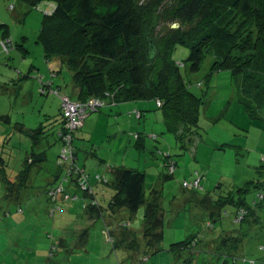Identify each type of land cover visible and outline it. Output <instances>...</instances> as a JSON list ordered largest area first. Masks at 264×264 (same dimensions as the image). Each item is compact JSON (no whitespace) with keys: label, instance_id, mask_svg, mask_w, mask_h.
I'll list each match as a JSON object with an SVG mask.
<instances>
[{"label":"rangeland","instance_id":"obj_1","mask_svg":"<svg viewBox=\"0 0 264 264\" xmlns=\"http://www.w3.org/2000/svg\"><path fill=\"white\" fill-rule=\"evenodd\" d=\"M149 1L142 0L141 4L147 6ZM51 8L48 2L32 8L17 0H0V264H264V109L252 113L246 107L241 93L243 76L215 71L212 56L206 57L198 73H191L186 62L190 51L183 46L176 49L174 59L186 64L181 72L193 84L192 92L204 100L200 129L193 143H185L182 148L167 132L163 113L154 100L140 101L147 105L141 120L132 110L118 111L122 106L118 104L89 114L73 130L78 163L91 177L90 184L98 186L105 219L113 221L108 233L121 245L139 244L137 250L113 249L116 242L104 235L106 221L93 220L86 228L81 192L80 197L69 201L60 199L56 207L61 210L52 211L55 206L45 192L58 170L61 145L46 129L59 122L62 98L74 99L75 95L69 69L60 68L57 59L47 61L39 42L44 16ZM165 8L159 7L152 20H159L157 16ZM174 25L182 28L179 23L157 25L152 39L156 42ZM193 28L190 25L182 30ZM8 40L11 46L6 51L1 45ZM86 122L87 128L83 129ZM43 126L44 139L35 145L30 131ZM136 134L145 143L143 151L136 147ZM153 135L158 140H153ZM44 150L48 151L46 161L29 167V186L24 192L28 195L20 205L24 213L17 214L18 204L6 198L9 182L13 184L17 175L24 174L28 161ZM88 152L96 153L105 164ZM167 152L177 162L172 177H166ZM108 166L144 172L148 198L152 189L162 192L164 238L156 250L144 242L145 206L136 213L118 209L112 213L108 209L114 194L106 184L113 177ZM97 177L102 179L97 181ZM195 180H200L196 189L183 186ZM221 197L222 201L232 197L234 204L226 203L217 210L215 201ZM238 204L250 211L242 224L236 222ZM5 212L10 215L5 217ZM62 218L74 227L79 224L89 229L84 247L70 245L76 249L65 250L56 245V230ZM212 222V229H207ZM198 234L197 246L171 250L172 244ZM228 235L241 241L233 239L226 246L219 243ZM212 239L216 240L215 246Z\"/></svg>","mask_w":264,"mask_h":264},{"label":"trees","instance_id":"obj_2","mask_svg":"<svg viewBox=\"0 0 264 264\" xmlns=\"http://www.w3.org/2000/svg\"><path fill=\"white\" fill-rule=\"evenodd\" d=\"M17 1L32 8L42 2L52 6L44 16L39 42L44 48L47 61L57 59L60 68L67 67L71 72L73 91L76 94V100L70 97L71 100L85 105L94 99L104 103L103 107L89 114L100 112L106 106L154 100L163 113L167 132L176 137L182 148L186 147L185 143H193L200 129V112L204 100L192 92L193 84L181 72L186 64L182 61L178 64L174 59V53L180 46L190 51L186 62L191 73H198L206 57L212 56V68L215 71H229L233 75L243 76L241 93L246 107L252 113L264 109V0H171L169 3H164L166 0H150L147 6L141 4L142 0ZM159 7H166L164 13L157 16L159 20H152ZM172 23H179L182 28L194 25V28L185 31L169 27L165 36L157 38L156 42L152 39L157 25ZM148 41L157 48V54L152 59L147 53ZM197 86L201 87L202 84L198 83ZM134 113L139 120L142 118L139 116L141 111L135 110ZM60 117L58 123L46 129L51 131L53 139L61 145L58 170L51 176L50 187L45 192L48 201L55 206L52 211L55 213L61 210L56 207L60 199L69 201L73 197H80L78 193L81 192L84 215H89L93 220L106 221L105 237L116 242L113 249L121 247L108 233L114 224L113 221L107 222L109 218L104 217V207L98 200V186L90 184L91 177L78 163L77 148L74 145L76 131L66 128L68 119L64 116L62 106ZM44 128L30 131L35 145L44 139ZM48 135L51 134L46 137ZM68 135L72 137L70 147H67L69 144L65 140ZM136 138V147L146 148L140 134H136ZM151 138L158 140L156 135ZM64 150L67 152L66 160L62 156ZM47 153L44 150L34 155L28 161L27 171L17 175L13 184L9 182V195L6 198L10 197L11 203L18 204L17 214L24 213L20 205L25 202V195H28L24 192L29 186V167L44 163ZM164 156V165L169 170L166 177H172L177 162L169 152ZM172 167L174 172L171 174ZM99 179L102 178L97 177V181ZM145 180L144 172L115 166L112 180L106 182L114 192L108 209L112 212L118 209L136 213L145 206L144 242L148 248L156 250L164 238L162 192L152 189L148 198ZM231 198H225L226 201H222V197L216 200V209L224 208L226 203L234 204ZM238 205L236 222L242 224L249 217L250 211ZM9 215L10 212L4 213L5 217ZM65 225L64 228L71 226L69 223ZM212 226L213 222L206 227L210 230ZM88 234V229H85L78 238L56 245L65 250L76 249L70 245L84 247ZM199 235L172 244L171 250L197 246ZM228 237L222 242L221 238L219 243L226 246L230 240L241 241L234 236ZM211 243L215 246L216 240L212 239ZM129 244L127 248L133 251L139 247L136 243ZM51 250L53 254V248Z\"/></svg>","mask_w":264,"mask_h":264},{"label":"built area","instance_id":"obj_3","mask_svg":"<svg viewBox=\"0 0 264 264\" xmlns=\"http://www.w3.org/2000/svg\"><path fill=\"white\" fill-rule=\"evenodd\" d=\"M3 48L7 51L9 47L11 46L10 40L7 41V43L2 42ZM104 103L101 100H92L89 104L85 105L78 101H73L68 96H64L62 98V109L64 111V116L68 119L66 128L69 131H73L78 125L80 124V121L84 118H86L89 115V112L96 111L98 108L103 107ZM158 105L161 106V103L158 102ZM68 142V146H71L72 143V137L68 135L65 139ZM66 150L63 151V157L66 160ZM171 171H173V167L171 168ZM200 185V180H195L193 184H187L184 183V187H194L197 188ZM251 264H255V262H252Z\"/></svg>","mask_w":264,"mask_h":264},{"label":"crops","instance_id":"obj_4","mask_svg":"<svg viewBox=\"0 0 264 264\" xmlns=\"http://www.w3.org/2000/svg\"><path fill=\"white\" fill-rule=\"evenodd\" d=\"M74 95H76L75 93H74ZM122 104V106H119L118 108H117V110L118 111H120V112H127V111H130V110H132L133 112L135 111V110H138V111H141L142 112V118H143V116L145 115L144 113H143V110H144V108L147 106L146 104H144V103H141V102H131V103H121ZM118 105V104H117ZM132 112V113H133ZM141 118V119H142ZM140 119V120H141ZM60 120H61V117H60ZM59 120V121H60ZM88 122V121H87ZM87 122L84 124V127H83V129H85V128H87L86 126L88 125L87 124ZM144 145H145V143H144V141L142 142ZM142 151L145 149L144 147H141L140 148ZM87 154H89L90 156H91V158H93V159H98V161L99 162H101L102 164H105V160H103V159H100V158H98L97 157V155H96V153H87ZM93 165H96V164H93ZM99 166H101V164L99 165ZM123 167H125V166H123ZM126 168V167H125ZM113 169H114V167H111V166H108V171L109 170H111V173H112V175H113ZM91 170H93L92 168H91ZM94 170H96V169H94ZM195 195L196 194H194L193 195V197H194V199H195ZM195 201V200H194ZM194 201H192V203L194 202ZM112 212V211H111ZM112 213H114V212H112ZM110 215H111V213H110ZM86 217H87V223H85V226H86V228H89L86 224H88L89 222H92L93 221V219L89 216V215H85ZM69 223V225L72 223V222H69V221H67V220H64V218H62L61 220H60V223H59V225H58V228H57V230H56V234H58V237H56L55 238V240H56V243L59 245V243H62V242H64V241H69L70 239H72V238H78L82 233H83V231L85 230V227H83V226H80L79 224H76V227H74V226H70L69 228H64V226H66L65 224H68ZM75 223V222H74ZM89 230V229H88ZM122 233H123V230H120ZM113 232V231H112ZM130 235V234H129ZM125 238H126V236L123 238V239H121V240H125ZM63 240V241H62ZM134 242V241H133ZM125 243V242H124ZM126 245L124 246V245H121L120 244V246L121 247H125V249H128L127 248V245L129 244V243H125ZM139 245V244H138ZM60 246V245H59ZM225 264V263H224Z\"/></svg>","mask_w":264,"mask_h":264},{"label":"water","instance_id":"obj_5","mask_svg":"<svg viewBox=\"0 0 264 264\" xmlns=\"http://www.w3.org/2000/svg\"><path fill=\"white\" fill-rule=\"evenodd\" d=\"M178 27L177 25H174L173 28ZM147 53L149 58H154L157 54V48L156 45L150 41H148V49H147Z\"/></svg>","mask_w":264,"mask_h":264}]
</instances>
